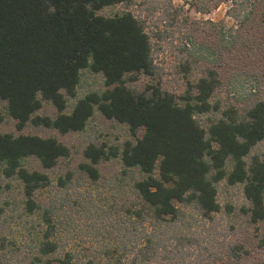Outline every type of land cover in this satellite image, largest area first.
Instances as JSON below:
<instances>
[{"label":"trees","instance_id":"obj_1","mask_svg":"<svg viewBox=\"0 0 264 264\" xmlns=\"http://www.w3.org/2000/svg\"><path fill=\"white\" fill-rule=\"evenodd\" d=\"M131 1L0 0V215L36 218L37 228L32 245L0 236V264H242L251 254L230 238L235 227L215 234L217 188L242 186L240 216L264 222V158L252 155L264 141V99L243 112L213 100L221 81L211 69L180 97L165 90L155 81V36L145 20L128 9L98 14ZM262 4L242 0L236 18L245 24ZM222 42L233 46L235 37L224 33ZM189 44L185 51L201 52ZM84 72L102 84L77 98ZM139 76L153 82L137 90ZM96 115L126 127L128 138L89 143L74 171L55 175L72 154L60 137L85 131ZM6 119L14 132L2 130ZM112 163L120 186L130 182L123 201L107 209L92 200V188ZM64 207L88 216L76 251L66 237L77 227L60 217ZM256 246L264 248V237Z\"/></svg>","mask_w":264,"mask_h":264},{"label":"rangeland","instance_id":"obj_2","mask_svg":"<svg viewBox=\"0 0 264 264\" xmlns=\"http://www.w3.org/2000/svg\"><path fill=\"white\" fill-rule=\"evenodd\" d=\"M261 1L264 4V0ZM241 2L242 0H132L129 7L125 5L107 7L98 14L112 17L128 9L145 20L148 33L155 36L152 40L155 46V65L159 74L155 81H159L165 90L180 97L185 93L187 84L195 83L203 76L205 70L211 69L217 72L221 81V88L213 100H219L223 105L232 103L243 112L253 102L264 99V12L254 11L250 20L242 24L239 22L240 19L236 18ZM261 8L264 10L263 6ZM224 33L234 35L233 46L225 48V43L222 42ZM156 35L160 36V39ZM191 41L201 52L192 55L189 50H184L185 45ZM152 82L139 76L137 82L131 86L142 90L147 83ZM101 84L102 79L99 76L84 72L77 98L100 88ZM2 107L0 104V109ZM45 112H48V109L44 108L41 111L42 114ZM207 119V115L199 117L202 124ZM2 130L14 132L13 122L6 119ZM25 132L38 133L33 128ZM126 138H128L126 127L110 123L96 115L90 120L85 131L60 137V140L70 147L72 154L68 161H63L59 165L54 174L59 176L67 170L74 171L81 161L83 148L89 143L117 145ZM252 155L264 158V141L256 146ZM118 166L112 163L102 167L103 179L92 188V200L107 209L115 202H122L128 191L130 179L123 180L120 186L117 180V172L120 170ZM70 195L71 199L77 196L76 193ZM217 200L222 207V213L216 216L215 234L227 233V230L232 231L230 227H235L230 238L243 241L251 251L250 256L245 258L242 264H264V248L258 249L256 246L259 239L264 237V222L252 224L246 217L240 216L239 210L246 206L242 186H228L221 182L217 188ZM2 203L0 198V206ZM226 206L233 209L229 216L225 213ZM62 209L64 210L60 212V217L72 216L77 227L76 230L67 233L70 235L66 237L69 238L68 249L79 250L76 231L85 230L84 220L88 216L82 217V213L66 207ZM10 216L16 218V213L6 210L5 217L0 215V236H7L16 244L22 245L26 242L32 245V240L36 238L34 232L37 229L34 227L36 218L24 215L22 222L16 219L7 222V217ZM62 232L65 233V230ZM86 245L88 244H82ZM91 246L94 249L97 244Z\"/></svg>","mask_w":264,"mask_h":264}]
</instances>
